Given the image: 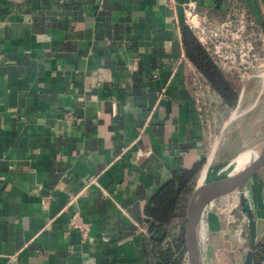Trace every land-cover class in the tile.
<instances>
[{
    "label": "crops",
    "instance_id": "1",
    "mask_svg": "<svg viewBox=\"0 0 264 264\" xmlns=\"http://www.w3.org/2000/svg\"><path fill=\"white\" fill-rule=\"evenodd\" d=\"M187 1L0 0V264H147L143 242L164 232L144 209L162 184L198 164L195 184L220 178L264 140L235 150L254 105L242 91L220 126L200 120ZM193 1L264 25V0Z\"/></svg>",
    "mask_w": 264,
    "mask_h": 264
},
{
    "label": "rangeland",
    "instance_id": "2",
    "mask_svg": "<svg viewBox=\"0 0 264 264\" xmlns=\"http://www.w3.org/2000/svg\"><path fill=\"white\" fill-rule=\"evenodd\" d=\"M254 23L252 32L255 34L256 60H247L242 65H237L238 70L222 69L225 73L233 76L239 87V94L241 90L245 94L246 102L243 107L251 106L254 103L246 115L233 122L234 128L231 131V136H233V142L237 143L235 150H242L264 139V49L262 46L264 26L257 21ZM246 31H248L247 28ZM242 37H244L243 39L247 38L244 35ZM212 94L214 91L211 93V99ZM243 94L241 98H243ZM232 110L223 111L222 115L218 116L212 109L211 126L214 123L220 126ZM233 162L227 163L229 168L226 171L236 169L234 166L236 163ZM244 196L254 213L256 232L260 236L257 240L258 243L264 235H261V231L264 229V167L251 177ZM235 204V197L230 198L223 205H219L214 211H209L204 216L199 230V245L205 257L203 264H235L232 254L237 253L236 263L238 264L240 261L245 244L244 239L240 237V230L242 227H246V222L243 219L242 210L238 214H240L243 225L238 221ZM207 219L209 224L205 222ZM180 264H188L186 254Z\"/></svg>",
    "mask_w": 264,
    "mask_h": 264
},
{
    "label": "trees",
    "instance_id": "3",
    "mask_svg": "<svg viewBox=\"0 0 264 264\" xmlns=\"http://www.w3.org/2000/svg\"><path fill=\"white\" fill-rule=\"evenodd\" d=\"M207 17L214 21L208 15ZM182 42L188 59L221 98L224 111L234 109L239 98V87L233 76L225 73L213 62L188 26L182 31ZM199 170L198 164L191 171L174 172L145 206L146 215L164 232L161 239L150 238L143 242L147 264H180L186 254L184 243L186 207ZM165 238L172 240L171 246L163 245ZM252 264H264V235L255 246Z\"/></svg>",
    "mask_w": 264,
    "mask_h": 264
},
{
    "label": "built area",
    "instance_id": "4",
    "mask_svg": "<svg viewBox=\"0 0 264 264\" xmlns=\"http://www.w3.org/2000/svg\"><path fill=\"white\" fill-rule=\"evenodd\" d=\"M169 6L174 8V0H169ZM234 9L235 17L215 22L210 20L204 12L197 10L195 1L185 2L186 26L192 30L213 62L221 69L238 70L237 65H242L247 60H256L255 34L252 32L255 23L249 18L247 10L243 6L238 5ZM243 35L247 38L243 39ZM262 46L264 49V39ZM190 84L194 109L204 126L210 129L212 124L210 114L213 109L210 96L213 90L206 78L197 70L192 72ZM70 224L72 227L79 228L83 233L85 232L86 226L77 222L76 214L72 215Z\"/></svg>",
    "mask_w": 264,
    "mask_h": 264
},
{
    "label": "water",
    "instance_id": "5",
    "mask_svg": "<svg viewBox=\"0 0 264 264\" xmlns=\"http://www.w3.org/2000/svg\"><path fill=\"white\" fill-rule=\"evenodd\" d=\"M234 116L235 111H233L228 121L234 118ZM251 151L255 152L254 155L235 170L232 169L224 176L213 181H200V183L195 184L187 203L184 226V243L188 264H203L199 245L200 225L206 213L214 211L219 205H223L230 198L235 197L236 199L235 207L238 221L241 225L243 223L238 213L245 204L248 205L252 216V227L257 235L254 213L244 196V191L251 177L264 166V140L255 144L244 153ZM244 230L242 227L243 232ZM257 240L251 242L247 257H244V255L240 257V264H252ZM237 254H232L235 264H237Z\"/></svg>",
    "mask_w": 264,
    "mask_h": 264
},
{
    "label": "bare ground",
    "instance_id": "6",
    "mask_svg": "<svg viewBox=\"0 0 264 264\" xmlns=\"http://www.w3.org/2000/svg\"><path fill=\"white\" fill-rule=\"evenodd\" d=\"M254 153L255 152H252V151L246 152L244 154H241L239 157H237L236 165H235L236 168L240 167L243 163L248 161L254 155ZM242 212H243V219L246 222V227L244 228L245 229L244 232L240 230V233H241L240 237L241 239H244L245 244H244L243 255L244 257H247V254L250 250L251 242L256 240V233L254 232L253 227H252L251 211L247 204H245V206L242 208ZM238 264H240V261H238Z\"/></svg>",
    "mask_w": 264,
    "mask_h": 264
}]
</instances>
